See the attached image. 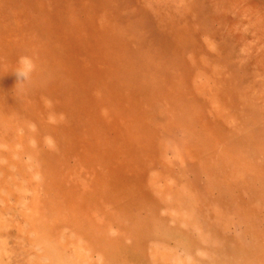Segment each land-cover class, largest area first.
<instances>
[{"label": "rangeland", "instance_id": "rangeland-1", "mask_svg": "<svg viewBox=\"0 0 264 264\" xmlns=\"http://www.w3.org/2000/svg\"><path fill=\"white\" fill-rule=\"evenodd\" d=\"M109 24L115 38L103 32ZM7 35L0 264H264V0H0ZM48 37L68 61L38 82L47 54L25 51L36 41L51 48ZM25 56L35 67L22 81L15 72ZM117 60V73L137 63L141 86L103 95L98 62ZM132 119L155 165L143 175L153 222L145 202L116 207L130 187L114 193L116 204L98 199L104 154L96 162L82 142L99 121Z\"/></svg>", "mask_w": 264, "mask_h": 264}, {"label": "bare ground", "instance_id": "bare-ground-1", "mask_svg": "<svg viewBox=\"0 0 264 264\" xmlns=\"http://www.w3.org/2000/svg\"><path fill=\"white\" fill-rule=\"evenodd\" d=\"M38 29H39V25L36 28L37 32H38ZM105 29L106 30H103V32L108 33V35H111L114 38L118 35L117 33H115L116 30L110 24H109V26H106ZM39 31H40V29H39ZM48 31H50V30H48ZM43 35H44V30H42V36ZM46 35H48V32ZM51 35H48V36H51ZM0 39L5 44L7 43L6 45L10 44L9 42L11 40V37H8V35L5 37V40H4V38H2V36H0ZM48 40L51 42V48L45 47L42 44H40V42L36 41L37 43H32V42L30 43V44H32V46L34 48L31 47L29 49H26V51H25V52L29 53V51H33L34 49H36L38 51V53H41V51H42L43 56L45 54H47L44 56V58L47 56L48 60H46L47 61L46 64L50 63L51 66L46 67V69H40V67H39L38 73L36 72L38 75L35 74L36 75L35 77H37L38 82H41L40 77L43 76L44 73L47 72L48 69L51 70L53 65H54V67H57V70H58V69H60V67L63 66V64L67 63L66 61H68V55H65L64 53L61 54L58 50L59 49L58 46L54 47L55 45H58L55 37H54V39L51 37H48ZM44 42L45 41H43V44H44ZM47 48H49V49H47ZM53 51H54V53H53ZM111 52L120 53L122 55L125 54V52L124 53L120 52V51L116 52V50H114V48L111 50ZM116 62L117 63L114 65L113 68L109 65L110 63H108V62H101V61L98 62V64L100 66H101V63L104 66L103 68H102V66L100 68V78H101V80H103V82L101 83V84H103V86H102L103 88H101V89H103V90H101L103 95L104 94L108 95L109 92H113V91L115 92V90H120L121 93H122V91H131V89H132L131 85L137 86L136 84H139V86H141V84L136 81L135 76H133L134 71L131 70L133 63L135 65V64H137L136 62L130 63V62L125 61L124 63H122L121 68L123 71L120 70V73H117L119 71L116 70L117 68H119L118 60ZM69 64H71V66L73 67L72 69H74V67L77 68L80 66V64H76L74 60L69 61L68 66H69ZM150 65H151V67L153 66L152 64H150ZM36 66H39V65L36 64ZM79 80L81 82L85 83V80L83 78H80ZM145 82H148V80L147 81L145 80ZM150 84L151 83H149L148 85H150ZM129 86H131V87H129ZM77 87H81L82 89L84 88L83 86H78V85H77ZM144 88H146V87H144ZM84 89H86V88H84ZM18 92H17V94H18L19 100L21 102L20 103V107H21L24 104H22L23 101H22V98L20 96L24 92H21V90H19V89H18ZM29 99L31 101H34L35 97H33V95H32L29 97ZM118 99H120V98L118 97ZM78 113L80 114L81 119H84V121H86V118H88L87 110H85V108L84 109L81 108V111L79 110ZM90 114L92 115V112L89 111V115ZM132 120L133 121H130V123H133L132 125H125V124L122 125V124L117 123L114 126L113 125L105 126L106 124L104 122H102L104 125L103 126L102 123L99 121V123L97 124V128L90 127L91 132H93L94 134H90V138H86L83 141L81 139V141L86 143V146H88V147H85L86 149H84L86 154H88V155L91 153H93V155L96 154V156H95L96 162H98V160H99V150H101L102 153L104 154V156L101 155L102 156L101 157L102 162H100V164H99L104 169H100L102 174L100 173V175L98 177L99 182L96 181L95 189H94V187L92 188V191L96 192L99 195L98 199L99 200L101 199V202H103V203H105L107 200H110V201L112 200L111 202L110 201H107V202L116 204L117 199L115 197L116 196L115 194L120 195L119 190H122L123 187H125V189L127 190L128 187H130L129 190H127V192L125 193L126 196H129V197H127V200L125 202L122 200L123 202L121 204H117L116 207L117 208L119 207L120 210L124 211L125 207L126 208L127 207H134L135 204L136 205L144 204L143 202H145V208H147L146 212H148V214H146V219L153 222V221H156L158 218V214L156 213V210L158 211V209H157V207L152 205V203H154L155 201L151 196H149V191L146 190V186L143 185V175L145 172H147L145 170V167L148 169L149 168L151 169L152 166H155V165L151 164L152 163L151 162V157H152L151 153H150L148 147L145 146L143 143V142H145L144 138L140 137V134H139L140 130L136 129V127L139 126V121L137 119H132ZM93 121L94 120L89 118V124ZM86 123L88 124L87 121H86ZM90 125L95 126V124H90ZM120 125H122L123 131L119 130L121 127ZM130 128H134L135 130L130 129ZM191 131H193V130L191 129ZM110 134H113V135L110 136ZM133 136H135V137L138 136V137L134 138ZM95 139H97V144L95 146L91 147V143H96ZM135 140H137V141H135ZM73 150H76V149H73ZM104 151H108V152L104 153ZM91 158H92V160H90L88 162V164H90L91 161L94 162L93 156ZM122 168L125 171H127L128 174L130 172H132V173H130L131 175L129 174L128 177H127V175L125 176L122 172H120L122 170ZM122 177H123V179H122ZM95 180H97V179H95ZM212 181H214V180H212ZM91 193L92 192H89V194H91ZM135 194L140 196L137 200L132 198V196H134ZM108 196H109V198L107 199ZM124 199H126V198H124ZM158 227H156V228H158ZM136 228L137 227H135V229ZM147 233H148V231H147ZM149 233H148V235H149ZM171 236H173V235H171ZM184 240H186V239H184ZM180 241H181V239H180ZM188 241H190V240H188ZM112 245H114V248H112V249H115V246L119 247L118 245H116V243H113ZM112 245H109L108 247H110ZM100 247H102V246H100ZM194 249H195V247H194Z\"/></svg>", "mask_w": 264, "mask_h": 264}, {"label": "clouds", "instance_id": "clouds-1", "mask_svg": "<svg viewBox=\"0 0 264 264\" xmlns=\"http://www.w3.org/2000/svg\"><path fill=\"white\" fill-rule=\"evenodd\" d=\"M34 64L31 58L25 56L21 57L18 61V68L15 72V76L18 80L27 81L30 79L31 74L34 71Z\"/></svg>", "mask_w": 264, "mask_h": 264}]
</instances>
